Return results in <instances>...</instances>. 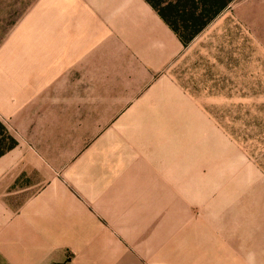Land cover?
Instances as JSON below:
<instances>
[{
  "label": "crops",
  "instance_id": "crops-1",
  "mask_svg": "<svg viewBox=\"0 0 264 264\" xmlns=\"http://www.w3.org/2000/svg\"><path fill=\"white\" fill-rule=\"evenodd\" d=\"M21 22L37 65L0 77L17 142L0 157V260L264 264L262 173L223 179L207 211L209 166L182 138L124 125L181 122L160 108L197 105L171 76L189 46L146 0H38Z\"/></svg>",
  "mask_w": 264,
  "mask_h": 264
},
{
  "label": "rangeland",
  "instance_id": "rangeland-1",
  "mask_svg": "<svg viewBox=\"0 0 264 264\" xmlns=\"http://www.w3.org/2000/svg\"><path fill=\"white\" fill-rule=\"evenodd\" d=\"M37 1L0 0V77L5 68L37 65L27 49L32 22H21ZM153 1L163 8L189 3ZM171 76L197 105L160 110L181 114L182 121L124 125L151 142L155 131L177 142L181 137L183 149L196 153L200 166H209L200 171L199 199L210 211V190L223 179L246 178L250 173L264 177V0H235L190 44ZM8 83L2 88L25 92L30 88ZM4 139L0 136V144ZM8 144L3 142L0 151Z\"/></svg>",
  "mask_w": 264,
  "mask_h": 264
},
{
  "label": "trees",
  "instance_id": "trees-1",
  "mask_svg": "<svg viewBox=\"0 0 264 264\" xmlns=\"http://www.w3.org/2000/svg\"><path fill=\"white\" fill-rule=\"evenodd\" d=\"M176 34L184 47L190 44L235 0H186L188 5L171 6L163 8L160 3L153 0H146ZM181 1V0H180ZM220 2H223L220 5ZM0 136L8 141V147L0 151V157L17 146V142L9 135L5 126L0 122ZM0 144V148L3 146Z\"/></svg>",
  "mask_w": 264,
  "mask_h": 264
}]
</instances>
